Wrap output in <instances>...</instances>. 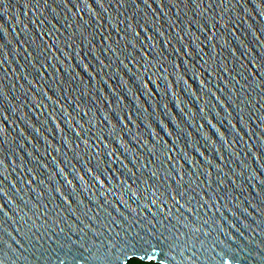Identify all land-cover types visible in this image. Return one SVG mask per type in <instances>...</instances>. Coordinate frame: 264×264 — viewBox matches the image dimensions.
Returning a JSON list of instances; mask_svg holds the SVG:
<instances>
[{
  "label": "water",
  "instance_id": "water-1",
  "mask_svg": "<svg viewBox=\"0 0 264 264\" xmlns=\"http://www.w3.org/2000/svg\"><path fill=\"white\" fill-rule=\"evenodd\" d=\"M264 264V0H0V264Z\"/></svg>",
  "mask_w": 264,
  "mask_h": 264
},
{
  "label": "trees",
  "instance_id": "trees-1",
  "mask_svg": "<svg viewBox=\"0 0 264 264\" xmlns=\"http://www.w3.org/2000/svg\"><path fill=\"white\" fill-rule=\"evenodd\" d=\"M131 260H133V258H131L129 261H131ZM129 261H128L126 264H129ZM135 261H136V262H140V261H142L143 264H160V263L155 262V261H145V260H142V259L137 258V257H135Z\"/></svg>",
  "mask_w": 264,
  "mask_h": 264
},
{
  "label": "snow or ice",
  "instance_id": "snow-or-ice-1",
  "mask_svg": "<svg viewBox=\"0 0 264 264\" xmlns=\"http://www.w3.org/2000/svg\"><path fill=\"white\" fill-rule=\"evenodd\" d=\"M114 264H119V261L116 260V261L114 262ZM129 264H143V262H142V261H140V262H136V261H135V253H134V254H133V260L129 261Z\"/></svg>",
  "mask_w": 264,
  "mask_h": 264
}]
</instances>
